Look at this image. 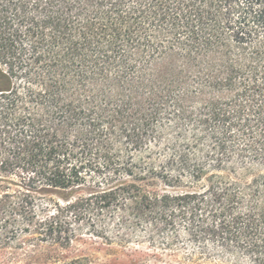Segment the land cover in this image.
Listing matches in <instances>:
<instances>
[{"label": "trees", "instance_id": "1", "mask_svg": "<svg viewBox=\"0 0 264 264\" xmlns=\"http://www.w3.org/2000/svg\"><path fill=\"white\" fill-rule=\"evenodd\" d=\"M0 63L22 232L264 264V0H0Z\"/></svg>", "mask_w": 264, "mask_h": 264}, {"label": "rangeland", "instance_id": "2", "mask_svg": "<svg viewBox=\"0 0 264 264\" xmlns=\"http://www.w3.org/2000/svg\"><path fill=\"white\" fill-rule=\"evenodd\" d=\"M0 68L4 65L0 63ZM0 158V203L8 194L13 195L21 188L14 185L11 177L1 170ZM160 252V251H159ZM143 242H134L127 247L107 246L101 240L83 237L70 247L46 244L33 240L19 225H13L8 209L0 204V264H55L58 261L90 254L101 264H159L161 260H173L170 253L162 254ZM183 252L176 254V259ZM175 260V259H174ZM218 260V259H217ZM211 264H227L213 261Z\"/></svg>", "mask_w": 264, "mask_h": 264}]
</instances>
